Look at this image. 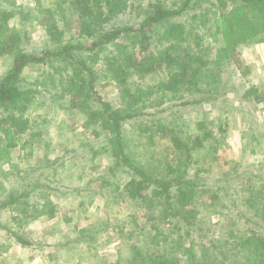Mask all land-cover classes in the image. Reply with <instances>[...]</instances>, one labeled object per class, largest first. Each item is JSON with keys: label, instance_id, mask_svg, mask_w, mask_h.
Listing matches in <instances>:
<instances>
[{"label": "trees", "instance_id": "16d2710c", "mask_svg": "<svg viewBox=\"0 0 264 264\" xmlns=\"http://www.w3.org/2000/svg\"><path fill=\"white\" fill-rule=\"evenodd\" d=\"M8 2L10 7L0 4V57L8 60L0 75V167L29 144L22 155L31 157L34 138L49 148L43 132L32 125L40 117L42 126L45 118L32 113L51 102L58 114L80 118L94 137L105 135L103 142L90 145L89 160L98 153L108 156V172L120 170L127 176L120 186L124 196L147 213L152 234L122 249L118 264H264V185L257 188L247 178L241 198L230 195L229 206L224 205L221 189L205 184L198 165L218 160L220 134H211L199 118L194 131L183 136L179 122L156 117L168 103L185 107L218 98L223 65L233 63L240 71L238 48L264 42V0H156L145 7L137 0H50L45 6L38 3L37 11L48 20V44L38 51L26 48L24 25L37 19L38 12ZM14 18L17 25L11 23ZM70 23L73 29L64 38ZM28 67H40L38 77L44 81L26 80ZM99 82L115 85L118 106L97 91ZM244 94L248 102L264 101L258 87ZM136 123L140 139L134 144L129 134ZM217 129L225 131L223 124ZM158 138L165 147L155 171L150 160L156 154L147 145H157ZM55 163L58 157L30 174L24 171L25 176L36 173L31 188L6 193L0 210L16 205L25 218L30 209L36 213L45 208L52 215L54 204L42 189H59L40 183L39 171ZM39 189L40 196L31 199ZM217 208L231 211L223 233L195 241L191 235L203 230V210ZM241 218L244 230L239 232L235 225ZM8 232L22 246L30 244L19 233Z\"/></svg>", "mask_w": 264, "mask_h": 264}, {"label": "rangeland", "instance_id": "374dc122", "mask_svg": "<svg viewBox=\"0 0 264 264\" xmlns=\"http://www.w3.org/2000/svg\"><path fill=\"white\" fill-rule=\"evenodd\" d=\"M8 1L10 0H0V4L10 7ZM49 1L15 0V5H24L37 13L38 3L45 6ZM137 1H141V5L145 7L149 2L156 0ZM172 1L175 0H163L166 3ZM37 14V19L24 23L29 38L25 46L33 51H38L48 44L45 34V26L48 24L46 14ZM11 23L17 25L18 22L14 18ZM70 25L72 24L65 26L64 38L68 37L69 31L73 29ZM238 53L242 68L238 71L232 66L233 63L223 65L218 98L185 107H171L168 103L165 112L156 115L167 122L170 119L179 122L180 135L183 136L194 131L195 121L199 118L204 119V124L211 134H220L216 148L218 160L213 162L212 166H200L202 163L198 165L203 169L201 178L205 184L212 189H221V200L227 206L229 201L231 202L230 195L235 199L241 198L247 178L252 179L257 188L264 185V101L257 102L251 98L248 102L244 94L250 87H258V93H264V42L241 46ZM7 63L6 58L0 57V75L6 69ZM40 67L25 69V79L30 82L44 81L38 77L42 68ZM96 88L112 105L120 104L119 94L113 83L99 82ZM55 107L56 105L50 102L43 109L32 113L45 118L42 126L39 125L40 117L38 122L32 125L34 130L43 132L44 139L50 142L49 148L44 146L42 139L34 138L31 142L34 145L31 157L22 155L27 152L29 144L22 153L16 152L9 163L0 167L1 199L11 191L30 189L36 177V173L28 175L30 170L43 168L58 157L59 163L39 171L42 174L40 183L55 185L59 189H42L50 196L55 212L50 215L45 208L36 213L34 209H30L27 214L29 217L25 218L16 205L0 210V264H118L122 249L129 244L138 245L152 234L147 213L139 203L124 196L120 186L127 176L120 170L108 172V156L98 153L92 157L93 161L89 160L90 145L97 146L105 140V135L101 133L99 137H94L82 127L80 118H67L61 113L58 114ZM222 124L225 127L223 133L217 129ZM139 128L137 123L131 127L129 136L134 139V144L140 139ZM156 144H148L147 149L149 152L155 151L156 159L150 160V167L159 171L157 157L163 154L165 143L163 139L158 138ZM252 149L254 152H251ZM211 155L209 154L205 161L209 162ZM139 157L143 158L141 155ZM95 158H103L97 166L94 165L98 163ZM12 165L18 167L21 172L13 171ZM64 170H70L71 173H63ZM24 171L28 172L26 176L25 173L23 175ZM106 180L107 184L104 183ZM39 192L40 189L30 198L36 199L40 196ZM209 209L203 210L201 214L204 222L200 227L203 230L194 231L191 235L195 241L200 239L203 243L209 237L216 238L225 229L231 211L225 208H217L214 211ZM231 217L233 218L234 214ZM242 222L241 218L235 225L239 232L244 230ZM9 230L19 233L30 244L22 246ZM204 233L206 235L200 238L199 235Z\"/></svg>", "mask_w": 264, "mask_h": 264}]
</instances>
